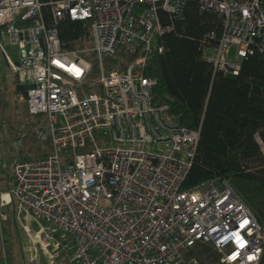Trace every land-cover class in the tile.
Here are the masks:
<instances>
[{
  "label": "built area",
  "instance_id": "built-area-1",
  "mask_svg": "<svg viewBox=\"0 0 264 264\" xmlns=\"http://www.w3.org/2000/svg\"><path fill=\"white\" fill-rule=\"evenodd\" d=\"M187 1L0 0V51L50 144L46 155L12 163L0 206L12 198L18 221L38 223L21 226L49 264H197L182 253L195 242L220 264L257 263L264 228L227 181L180 187L198 127L176 124L151 101L150 55ZM194 1L220 20L219 33L198 40L214 71L235 75L243 57L264 53V0ZM63 19L88 20L89 43L63 48Z\"/></svg>",
  "mask_w": 264,
  "mask_h": 264
},
{
  "label": "trees",
  "instance_id": "trees-1",
  "mask_svg": "<svg viewBox=\"0 0 264 264\" xmlns=\"http://www.w3.org/2000/svg\"><path fill=\"white\" fill-rule=\"evenodd\" d=\"M43 12L48 15L46 7ZM171 23L172 29L159 37L162 51L150 55L145 74L156 78L152 103L166 104L176 124L198 127L195 154L180 187L193 188L218 175L264 228V154L260 147V143L264 146V53L246 55L237 74L224 75L201 59L198 46L203 32H220V20L214 12L200 10L196 1L188 0ZM88 26V20L59 21L56 29L62 47L77 49L88 44ZM24 92L11 71L8 78L0 73L1 108L15 107V97ZM24 125L25 133L14 136L24 147L17 151L18 157H10V168L18 159L44 156L50 151L47 130L29 121ZM9 177L0 192L12 184L11 172ZM4 205H12V213L0 219V254L4 264H12L13 199ZM182 253L197 264H220L217 253L203 242L193 243ZM256 264H264V244Z\"/></svg>",
  "mask_w": 264,
  "mask_h": 264
},
{
  "label": "rangeland",
  "instance_id": "rangeland-1",
  "mask_svg": "<svg viewBox=\"0 0 264 264\" xmlns=\"http://www.w3.org/2000/svg\"><path fill=\"white\" fill-rule=\"evenodd\" d=\"M2 45L9 56L13 58L17 56V48L15 45H12L6 39L2 40ZM229 53L232 54V48ZM1 72L6 75V78L10 77V70L7 68L2 52L0 51V73ZM9 87L12 88V85ZM14 104L15 107L10 105L7 106L6 109L0 107V190L5 188L10 181V157L14 154L18 157L20 154L18 155L17 151L24 147L22 140L18 141V139L15 138L21 133H25L26 128H24V122L29 121L34 123L35 127L45 128L44 119L41 115H30L25 112L26 107H24L25 103L22 94H18L15 97ZM11 126H13V128ZM260 147L264 154V146L261 143ZM6 196V194L2 193V198H6ZM0 209L3 211L2 213L5 215V218L7 214L10 215L12 213V205H1ZM13 218L15 231L14 238L12 239V264H49L46 252L37 242H32L31 238H34L33 234L31 233V236H29L21 226V222L22 224H28L30 229L34 231L38 227V223L23 217L20 218L21 222L18 221L15 217L14 206ZM0 264H4L1 254Z\"/></svg>",
  "mask_w": 264,
  "mask_h": 264
},
{
  "label": "water",
  "instance_id": "water-1",
  "mask_svg": "<svg viewBox=\"0 0 264 264\" xmlns=\"http://www.w3.org/2000/svg\"><path fill=\"white\" fill-rule=\"evenodd\" d=\"M225 75H228V74H225Z\"/></svg>",
  "mask_w": 264,
  "mask_h": 264
},
{
  "label": "bare ground",
  "instance_id": "bare-ground-1",
  "mask_svg": "<svg viewBox=\"0 0 264 264\" xmlns=\"http://www.w3.org/2000/svg\"><path fill=\"white\" fill-rule=\"evenodd\" d=\"M5 194V193H4Z\"/></svg>",
  "mask_w": 264,
  "mask_h": 264
}]
</instances>
